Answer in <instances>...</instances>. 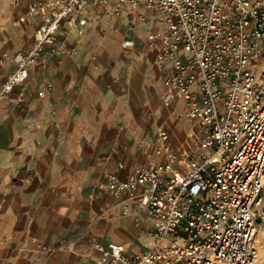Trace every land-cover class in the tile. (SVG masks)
<instances>
[{
	"label": "built area",
	"instance_id": "built-area-1",
	"mask_svg": "<svg viewBox=\"0 0 264 264\" xmlns=\"http://www.w3.org/2000/svg\"><path fill=\"white\" fill-rule=\"evenodd\" d=\"M141 5L165 26L147 35L149 46L158 47L156 61L169 63L163 100L183 99L176 119L185 118L198 141L189 149L173 147L167 128L157 125L155 140L136 148L162 161L125 175L118 163L105 174L96 187L115 198L129 194L136 213L150 222V243L129 254L123 244L87 238L92 264H253L263 247L257 237L264 214V0H27L13 24L37 18L33 42L1 55L15 67L0 86V100L17 87L15 103L23 102L29 68L45 48L62 51L60 28L128 13L145 20ZM36 248L50 252L40 243Z\"/></svg>",
	"mask_w": 264,
	"mask_h": 264
},
{
	"label": "crops",
	"instance_id": "crops-1",
	"mask_svg": "<svg viewBox=\"0 0 264 264\" xmlns=\"http://www.w3.org/2000/svg\"><path fill=\"white\" fill-rule=\"evenodd\" d=\"M26 1L9 5L0 21V86L15 67L1 55L33 42L37 18L13 24ZM139 12L145 20L128 13L60 28L62 51H42L29 68L23 102L15 103L17 87L0 100V264H92L87 238L123 244L129 254L149 245L150 222L129 194L115 198L96 186L118 163L125 175L162 161L136 148L155 140L157 125L167 128L173 147L195 146L198 134L185 118L175 119L183 113L181 97L163 100L169 63L156 61L158 47L147 35L165 26L142 5ZM128 38L134 46L124 48ZM72 45V53L63 50Z\"/></svg>",
	"mask_w": 264,
	"mask_h": 264
},
{
	"label": "rangeland",
	"instance_id": "rangeland-1",
	"mask_svg": "<svg viewBox=\"0 0 264 264\" xmlns=\"http://www.w3.org/2000/svg\"><path fill=\"white\" fill-rule=\"evenodd\" d=\"M9 2H10V0H0V21H2L1 19H3L4 16H6V13L11 11L9 8L10 7ZM11 21H12V16L9 18V22H11ZM189 126H190V124L188 123V128H189ZM258 227L259 228H258V237L257 238L260 241V243H262L263 247L261 248L259 257L257 258V260L253 264H264V214L262 215V217L259 221ZM259 231H260V233H259Z\"/></svg>",
	"mask_w": 264,
	"mask_h": 264
},
{
	"label": "bare ground",
	"instance_id": "bare-ground-1",
	"mask_svg": "<svg viewBox=\"0 0 264 264\" xmlns=\"http://www.w3.org/2000/svg\"><path fill=\"white\" fill-rule=\"evenodd\" d=\"M261 231V230H260ZM260 231H259V233H260ZM263 233V232H262ZM257 260V259H256Z\"/></svg>",
	"mask_w": 264,
	"mask_h": 264
}]
</instances>
